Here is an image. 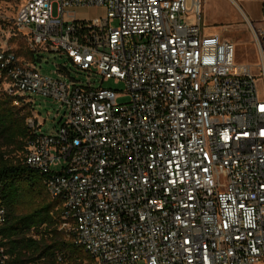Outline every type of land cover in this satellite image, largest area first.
Returning <instances> with one entry per match:
<instances>
[{"label":"built area","instance_id":"1","mask_svg":"<svg viewBox=\"0 0 264 264\" xmlns=\"http://www.w3.org/2000/svg\"><path fill=\"white\" fill-rule=\"evenodd\" d=\"M86 7L106 14H74ZM201 8L25 0L14 25L29 56L0 49L4 93L31 112L22 160L44 175L59 230L89 264H264V95L235 43L204 33ZM246 18L264 78V27ZM38 51L65 54L87 80L42 74ZM111 79L125 92L95 87ZM32 94L66 107L56 132L40 131Z\"/></svg>","mask_w":264,"mask_h":264},{"label":"trees","instance_id":"2","mask_svg":"<svg viewBox=\"0 0 264 264\" xmlns=\"http://www.w3.org/2000/svg\"><path fill=\"white\" fill-rule=\"evenodd\" d=\"M30 115L28 107L0 95V207L6 210L0 223V264H89L87 253L59 230L62 210L47 191L44 175L22 160L35 137L26 123Z\"/></svg>","mask_w":264,"mask_h":264},{"label":"rangeland","instance_id":"3","mask_svg":"<svg viewBox=\"0 0 264 264\" xmlns=\"http://www.w3.org/2000/svg\"><path fill=\"white\" fill-rule=\"evenodd\" d=\"M25 0H0V27H6L7 33L0 32V49H10L24 56L28 51L26 37L14 25V20L20 7ZM57 2L54 3V13L57 14ZM202 28L205 34H219L221 37L235 43L236 64L252 65L254 73L257 75V83L261 92H264V78L260 73V60L255 55V43L249 23L244 12L257 27L264 23L262 13V4L260 0H202ZM76 16L85 19H94L104 17L105 10L101 7H86L77 10ZM188 22H196L194 15L188 16ZM111 24L117 25L116 20ZM8 31H12L9 34ZM35 64L37 69L44 75L58 78L61 80L86 81L87 75L79 71L69 60L68 56L59 51H38L34 52ZM95 87L103 86L125 92V84L121 81L111 79L101 83V80H95ZM6 84L4 80L0 81V95L4 93ZM34 103L32 104L34 116L40 123L45 122L40 131L45 133H54L60 125L62 117L66 116V107L61 108V103L54 98L45 97L39 94H32ZM125 96L119 97V102L126 101ZM59 115L57 116V114ZM83 261V264H86ZM142 264V263H140Z\"/></svg>","mask_w":264,"mask_h":264},{"label":"crops","instance_id":"4","mask_svg":"<svg viewBox=\"0 0 264 264\" xmlns=\"http://www.w3.org/2000/svg\"><path fill=\"white\" fill-rule=\"evenodd\" d=\"M263 2H264V0H260V3L263 5ZM245 13V15H246V17H248L249 19H250V17H249V15L246 13V12H244ZM262 13H263V11H262ZM264 16V15H263ZM260 27H264V23H263V25H261ZM219 35V34H218ZM255 48H256V46H255ZM255 50V55H256V57H258V53H257V49H254ZM259 58V57H258ZM261 92V91H260ZM261 94L262 95H264V92H261Z\"/></svg>","mask_w":264,"mask_h":264}]
</instances>
